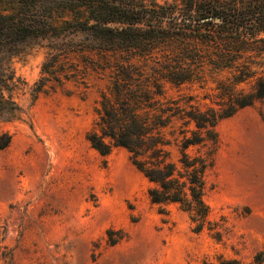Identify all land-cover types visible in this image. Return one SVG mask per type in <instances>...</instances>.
<instances>
[{
	"label": "rangeland",
	"instance_id": "374dc122",
	"mask_svg": "<svg viewBox=\"0 0 264 264\" xmlns=\"http://www.w3.org/2000/svg\"><path fill=\"white\" fill-rule=\"evenodd\" d=\"M15 6L0 0V11ZM47 44L31 39L12 58L20 110L0 121L11 135L0 150V264H264V100L218 124L211 227L196 231L178 203L151 202L125 149L102 156L86 139L105 79L37 93ZM213 86L164 83L168 96L201 104Z\"/></svg>",
	"mask_w": 264,
	"mask_h": 264
},
{
	"label": "trees",
	"instance_id": "16d2710c",
	"mask_svg": "<svg viewBox=\"0 0 264 264\" xmlns=\"http://www.w3.org/2000/svg\"><path fill=\"white\" fill-rule=\"evenodd\" d=\"M0 11V121L15 117L12 58L48 41L37 93L105 79L86 133L107 156L116 148L149 182L152 203H178L196 231L210 228L206 174L218 124L264 100V0H14ZM214 84L168 96L164 83ZM71 92V90H68ZM11 135L0 126V150ZM223 264H240L238 260Z\"/></svg>",
	"mask_w": 264,
	"mask_h": 264
}]
</instances>
